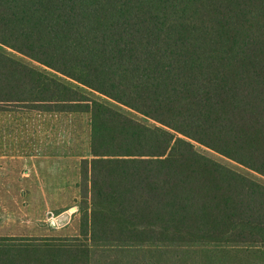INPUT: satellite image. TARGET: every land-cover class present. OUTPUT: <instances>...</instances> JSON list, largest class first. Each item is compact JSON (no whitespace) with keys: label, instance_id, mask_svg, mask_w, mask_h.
Masks as SVG:
<instances>
[{"label":"trees","instance_id":"obj_1","mask_svg":"<svg viewBox=\"0 0 264 264\" xmlns=\"http://www.w3.org/2000/svg\"><path fill=\"white\" fill-rule=\"evenodd\" d=\"M0 43L160 124L0 51V109L91 113L83 234L264 246V183L195 144L264 176V0H0Z\"/></svg>","mask_w":264,"mask_h":264},{"label":"crops","instance_id":"obj_2","mask_svg":"<svg viewBox=\"0 0 264 264\" xmlns=\"http://www.w3.org/2000/svg\"><path fill=\"white\" fill-rule=\"evenodd\" d=\"M29 109L39 116V132L32 135L36 145L32 146L27 162L34 176V183L25 187L31 194H23L25 188L21 183L5 185L0 181V204L1 191L15 189L20 191L14 194L16 199L28 196L34 205L49 209L45 217L39 214L15 225L6 224L0 215V264H72L71 258L75 264H264V246L256 242L93 239L91 232L83 234L81 164L83 159L93 156L79 148V135L73 139L72 121L90 112ZM6 110L9 109L1 111ZM53 125L57 126L55 132L51 131ZM7 140L10 145L0 149V169L12 166L14 170L8 173H13L24 164L21 157L25 154L19 149V137H15L14 145L10 137ZM68 239H74L71 242L78 245L87 243L88 249L71 246ZM8 244L16 245L15 249L4 253Z\"/></svg>","mask_w":264,"mask_h":264},{"label":"rangeland","instance_id":"obj_3","mask_svg":"<svg viewBox=\"0 0 264 264\" xmlns=\"http://www.w3.org/2000/svg\"><path fill=\"white\" fill-rule=\"evenodd\" d=\"M0 51L7 53L15 57L16 59L21 60L39 70L47 72L52 76H56L62 79L63 81L68 82L71 85H74L75 87H78L79 89H81L83 92H85L92 98H95L99 101L107 103L110 106L124 112L125 114L145 124H148L150 126L160 125L157 121L135 111L134 109L129 108L115 101L114 99L104 94H101L97 91H94L86 86L79 85L74 80L69 79L59 74L58 72L41 64L40 62L6 45H3L1 43H0ZM3 106L4 107L0 109V136L2 135L1 137L4 138V140L2 142V146L0 142V149H5L7 148V146L10 145L7 140L9 139V137L11 138L10 143L14 145V140H15V137L17 136L21 140L20 145H22V147H19V149L24 152L25 157L23 156L21 157L22 161H24V164L20 166L18 168L20 170L16 172L8 173V172H12L14 169L10 168L12 166L8 167L4 165L3 170H5L6 173L5 171L2 173L3 170L0 169V181L4 182L3 184L5 185L6 183H10V182L11 183L16 182L18 184L21 183L23 185L22 186L23 188L25 187L29 188L34 183L33 182L34 176H32L31 169L27 165V162L31 158L30 156H31L32 146L36 145V143H34L35 138L34 137L32 138V135H35L36 133L39 132L38 130L39 116L38 114H35V111H31L28 107L23 106L21 104L13 105V106H10V105H3ZM4 109H9V110L1 111ZM14 109H17V110H14ZM82 117L83 118L78 119V120L73 119L72 135H73V139L75 138V135L80 136V140L79 142H77V145L83 152H86L90 156L91 155L90 154L91 152V113H84ZM85 124L88 127H84ZM51 129H52L51 131L55 132L57 129V126L53 125ZM85 132H86V135H85ZM75 144L76 143L73 141V145ZM195 144H196L197 149L200 152L234 168L235 170H238L246 174L247 176L251 178H254L255 180H258L261 183H264V176L262 174L254 170H251L243 166L242 164H239L238 162L232 159H229L228 157L223 156L220 153L204 145H201L200 143L196 142ZM15 170H17V168ZM74 178L75 176L73 174V181H74ZM26 188L23 190V194L26 193L27 191L29 192V194H31V190H27ZM19 192H20L19 190H15V189H10V190L5 189L4 191H1V194H2L1 198L3 201H2V205L0 204V215L2 219L6 220L5 222L6 224L8 225L19 224L23 219L27 220L28 218L35 217L36 215H39V214H40V217H45V213L49 209V207L34 205L35 203H33L32 199L28 196H25L24 199H19V198L16 199L14 194H17V193L19 194ZM10 195H12L11 196L12 198L10 197ZM81 205L85 206V202L81 201L80 206Z\"/></svg>","mask_w":264,"mask_h":264}]
</instances>
